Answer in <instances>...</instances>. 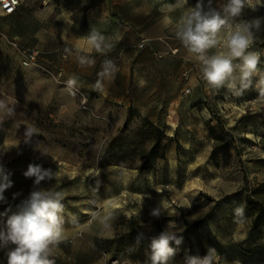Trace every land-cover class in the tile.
Listing matches in <instances>:
<instances>
[{
	"label": "rangeland",
	"instance_id": "obj_1",
	"mask_svg": "<svg viewBox=\"0 0 264 264\" xmlns=\"http://www.w3.org/2000/svg\"><path fill=\"white\" fill-rule=\"evenodd\" d=\"M196 2L168 11L177 0H30L0 18V99L16 102L13 116L0 114V164L13 181L0 222L32 190L28 165L51 169L42 186L60 191L78 217L66 215L54 264H143L165 228L184 238L169 264L209 247L215 264H264V96L258 77L238 96L207 86L175 36ZM254 17L264 7L245 8L241 19ZM92 29L113 38L104 54L82 39ZM75 47L95 65L79 66L75 50L65 52ZM251 50L264 62V32ZM105 59L118 71L100 92L93 86ZM160 201L167 211L157 219L150 211ZM12 247L0 248V264Z\"/></svg>",
	"mask_w": 264,
	"mask_h": 264
},
{
	"label": "clouds",
	"instance_id": "obj_2",
	"mask_svg": "<svg viewBox=\"0 0 264 264\" xmlns=\"http://www.w3.org/2000/svg\"><path fill=\"white\" fill-rule=\"evenodd\" d=\"M186 3L187 0H177L175 5H165V8L172 11ZM258 4L264 7L262 0H218L215 6L214 0H197L176 23V38L199 64L201 77L211 90L225 88L238 96L253 85L254 77H258L256 87L264 96V67L261 66L264 62L261 61L259 52L251 50L258 35L264 32V17L241 19L245 8L256 11ZM48 11L51 12V9ZM164 20L166 26L172 23L168 16ZM82 39L100 54L113 47L110 42L113 38L105 37L96 29H92ZM74 50L79 66L95 65L94 57L79 47L65 48L68 55H72ZM210 50L215 51L209 54ZM117 71L114 61L105 59L93 86L94 90L103 92L104 81L113 79ZM66 85L70 91L77 88V78L70 77ZM15 104L14 98L0 99V114L13 116ZM36 134L35 126L26 128L23 143L30 145ZM23 175L33 179V187L28 196L17 205V211L0 222V248L14 246L7 252V264H54L50 256L53 248L65 239L66 215L74 224L78 223V217L67 212L63 203L64 196L60 191L54 187L42 186V182L53 179L51 169L29 164ZM10 176L11 173L0 164V203H6L4 193L13 186ZM166 211L160 201L150 211V215L159 219ZM234 211L237 217H243V206ZM183 240L182 235L165 228L151 238L150 252L143 264H169ZM216 260L217 253L211 247L203 256H185V264H215Z\"/></svg>",
	"mask_w": 264,
	"mask_h": 264
},
{
	"label": "built area",
	"instance_id": "obj_3",
	"mask_svg": "<svg viewBox=\"0 0 264 264\" xmlns=\"http://www.w3.org/2000/svg\"><path fill=\"white\" fill-rule=\"evenodd\" d=\"M30 0H0V18L15 15L22 7L28 5ZM37 52H31L30 59H34Z\"/></svg>",
	"mask_w": 264,
	"mask_h": 264
},
{
	"label": "bare ground",
	"instance_id": "obj_4",
	"mask_svg": "<svg viewBox=\"0 0 264 264\" xmlns=\"http://www.w3.org/2000/svg\"><path fill=\"white\" fill-rule=\"evenodd\" d=\"M115 103H116L117 105L120 104L119 102H115ZM165 204H167V203H165ZM168 205H169V204H168Z\"/></svg>",
	"mask_w": 264,
	"mask_h": 264
}]
</instances>
